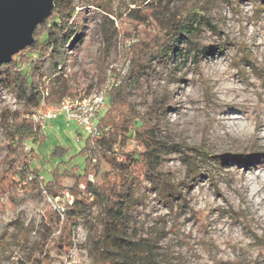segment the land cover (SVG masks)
I'll return each mask as SVG.
<instances>
[{
	"label": "rangeland",
	"instance_id": "1",
	"mask_svg": "<svg viewBox=\"0 0 264 264\" xmlns=\"http://www.w3.org/2000/svg\"><path fill=\"white\" fill-rule=\"evenodd\" d=\"M139 1L110 0L111 16L95 6L79 9L81 42L69 52L72 65L61 78L74 96L115 84L123 73V44L158 33L154 16L147 23L129 17ZM153 6L169 16L199 10L215 29L204 25L191 41L215 50L198 64L188 58L179 69L155 63L128 88V103L141 116L155 102L166 109L152 150L157 178L134 168L142 186L124 226L125 237L143 248L141 258L114 254L102 244V208L81 220L72 244L59 238L57 217L73 200L68 189L75 179L58 175L48 186L41 181L84 167L87 134L58 117L38 145L27 143L23 163L16 162L1 121L18 116L23 103L0 89V264H264V0H154ZM143 151L138 142L115 148L89 180L101 186L122 177L127 153ZM22 164L30 172L13 173ZM11 184L13 194L7 192Z\"/></svg>",
	"mask_w": 264,
	"mask_h": 264
},
{
	"label": "trees",
	"instance_id": "2",
	"mask_svg": "<svg viewBox=\"0 0 264 264\" xmlns=\"http://www.w3.org/2000/svg\"><path fill=\"white\" fill-rule=\"evenodd\" d=\"M153 1L140 0L138 8L128 13L129 17L141 23H147L149 18L154 16L158 33L130 47L123 44V73L116 77L117 82L108 92V110L99 123L101 136L97 139L87 137L86 145L80 152L84 158V167L80 170L79 166L75 165L73 169H78L77 172H73V169L63 173L55 172L50 180H45L35 169L39 178H43L41 183L45 186L54 183L58 175L75 179V186L68 189L73 200L64 203V209L57 217L61 229L60 239H67L72 244L81 220L90 214L93 208H102L107 217L102 232V244L112 248L114 254L126 258H141L139 252L143 250L142 247L136 248L137 244L128 240L124 233L134 192L142 186V180L134 168L142 169L151 178H157L151 160L152 150L157 146L154 135L166 116V109L159 102H155L153 107L141 116L128 103V88L139 82L155 63H173L175 68L179 69L188 58L198 64L202 54L211 55L215 50L211 47L200 48L191 41V36L199 32L204 25L215 29L208 17L197 9L190 10L186 15L169 16L161 7L153 6ZM109 2L110 0H77L76 5L75 0H55L50 15L36 26L32 44L19 50L8 63L0 64V89L10 92L23 103L18 116L11 119L9 115H5L1 121L16 162L23 163L27 143L38 145L45 137L40 130H35L34 125L24 116L44 99L48 103H60L64 98L76 94L69 83L66 80L61 81V78L72 65L69 52L81 42L76 22L79 9L95 6L105 15L111 16L113 12ZM157 9L158 11H155ZM114 30L115 26L112 27V31ZM184 42L188 45L186 49L181 47ZM131 142H138L144 151L127 153L128 162L122 166V177L106 181L101 186L89 180L92 169L97 174L100 168L97 162L103 159L110 161L115 155V148H122ZM27 172H30L29 168L23 164L18 172L13 170V173L23 176ZM14 186L11 184L7 192L13 194ZM47 241L48 244L53 242L50 236ZM38 264L50 263L49 260H41Z\"/></svg>",
	"mask_w": 264,
	"mask_h": 264
},
{
	"label": "built area",
	"instance_id": "3",
	"mask_svg": "<svg viewBox=\"0 0 264 264\" xmlns=\"http://www.w3.org/2000/svg\"><path fill=\"white\" fill-rule=\"evenodd\" d=\"M113 85L111 83L85 96L66 97L60 103H48L44 99L33 108L27 118L31 120L35 130L43 132L50 122L63 117L66 122L80 127L87 137L97 139L102 134L99 126L101 114L107 108L108 92Z\"/></svg>",
	"mask_w": 264,
	"mask_h": 264
},
{
	"label": "water",
	"instance_id": "4",
	"mask_svg": "<svg viewBox=\"0 0 264 264\" xmlns=\"http://www.w3.org/2000/svg\"><path fill=\"white\" fill-rule=\"evenodd\" d=\"M55 0H0V64L33 42V32L51 13Z\"/></svg>",
	"mask_w": 264,
	"mask_h": 264
}]
</instances>
